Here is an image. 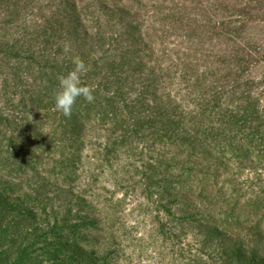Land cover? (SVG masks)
Wrapping results in <instances>:
<instances>
[{
  "label": "trees",
  "instance_id": "16d2710c",
  "mask_svg": "<svg viewBox=\"0 0 264 264\" xmlns=\"http://www.w3.org/2000/svg\"><path fill=\"white\" fill-rule=\"evenodd\" d=\"M37 1L0 0V264H264V0Z\"/></svg>",
  "mask_w": 264,
  "mask_h": 264
},
{
  "label": "rangeland",
  "instance_id": "374dc122",
  "mask_svg": "<svg viewBox=\"0 0 264 264\" xmlns=\"http://www.w3.org/2000/svg\"><path fill=\"white\" fill-rule=\"evenodd\" d=\"M39 1V0H38ZM37 1V2H38ZM53 1L54 0H42V1H40V3L41 4H46V3H53ZM147 2V3H150L149 4V6L151 5V1L152 0H130V7H132V11H131V13H122V15L123 16H125L126 17V21H128V19L129 20H131V21H133L132 23H135V24H143V25H147V24H150L151 23V14H148L147 12H145V9L142 7L143 6V2ZM39 3V2H38ZM32 7V6H31ZM34 9H36L35 7H33ZM54 8V7H53ZM141 8L142 9H144V11H142L141 12ZM34 11H36V10H34ZM48 11V10H47ZM134 11V12H133ZM139 12H141V13H139ZM22 14H25V15H27V17H28V24L29 25H31L32 24V29L35 27V19H37V17L39 18V16H38V13L36 12H31L30 10L28 11V12H26V9H24V8H22ZM139 14V15H138ZM135 15H138L137 17H133V16H135ZM190 15H192V13L190 14ZM190 15H188V16H190ZM37 16V17H36ZM159 16V15H158ZM23 15H21V18H20V20H19V22H21V20H23ZM191 17V16H190ZM155 18H156V16H155ZM159 20H163L164 19V16L161 14V16H159V18H158ZM157 19V20H158ZM24 21V20H23ZM81 22V20L78 22V23H80ZM172 23H174L173 22V20H171V19H166V20H163V23L162 24H164V25H161L159 22L157 23V24H155V26L157 27V29H159V28H163L164 29V27L165 28H169L170 27V25H172ZM256 23H257V25L260 27V28H262V27H264V25H259L258 24V22L256 21ZM22 24V22L20 23V25ZM82 24H83V22H82ZM93 24V23H92ZM92 24L88 21V23H87V28H88V30L89 31H91L92 32V29H95L97 26H92ZM129 24V23H128ZM127 24V25H128ZM131 24V23H130ZM127 25H125V26H127ZM105 26V24L103 25V27ZM124 26V27H125ZM84 29H85V27H84ZM17 32V31H16ZM155 32H153V30H151V32H150V34H151V39H153L154 41H156L158 44L157 45H159V43H160V37H161V35L159 34V36H157V35H155L154 34ZM137 37H140L141 36V34L139 33V34H135ZM149 39L150 38H148L147 39V41H149ZM176 37H174V39H168V41L167 42H169V43H167L168 45H170V47H171V41L173 40V41H176ZM132 40V39H131ZM130 40V41H131ZM167 45V46H168ZM141 46H143V45H141ZM201 47V46H200ZM26 48H29V50L30 51H34V47L33 46H27ZM166 63V62H165ZM0 69H2L1 67H0ZM12 95H10V97H11ZM25 96L27 97V98H29V95H27V94H25ZM19 98H20V96H17V102H18V100H19ZM3 105H6V102H4V101H2V99H1V101H0V107H3ZM36 109H38L37 108V104L35 105V106H33V111H37ZM41 111V110H40ZM44 111V110H43ZM42 111V112H43ZM89 125V124H88ZM91 126H93V125H90L89 127H91ZM89 130V129H88ZM90 132V131H89ZM102 131H100L99 133L101 134V136H106L107 135V132H102ZM13 134V133H12ZM99 134V135H100ZM6 135V134H5ZM10 134L8 133L7 134V136H9ZM86 135V139H89L88 137V135L89 134H85ZM88 141L89 140H86V144L88 145ZM88 148H90V146L88 145ZM85 149V153H90V151L91 150H89V149ZM248 174H249V172L246 170L245 171V173L243 174V175H240L242 178H244V177H247L248 176ZM106 185V183H103L102 184V186L103 185ZM100 185V184H99ZM108 185V184H107ZM108 187H111V185H108ZM122 195H123V193L122 192H118L117 193V197H121L122 198ZM130 207L132 206V205H129ZM130 217V216H129ZM133 217H135V216H133ZM102 219V218H101ZM101 225H102V223H101ZM140 231L142 232V231H144V227H143V225L141 226V229H140ZM159 244H160V240H159ZM159 244H157L158 246H159ZM129 250H130V248H126V252H128L129 253ZM152 250L151 249H149V254H150V252H151ZM131 256H133V258L134 259H137V261H138V258H139V256H135V255H131ZM152 256V255H151ZM142 258V257H141ZM143 259H145V260H148V263H146V264H155V262H157L158 260L157 259H147V257L145 256ZM123 260V259H122ZM137 264H142V262H140V263H138L137 262Z\"/></svg>",
  "mask_w": 264,
  "mask_h": 264
},
{
  "label": "clouds",
  "instance_id": "9594fccd",
  "mask_svg": "<svg viewBox=\"0 0 264 264\" xmlns=\"http://www.w3.org/2000/svg\"><path fill=\"white\" fill-rule=\"evenodd\" d=\"M70 46H65L64 51H70ZM74 68L59 79V90L55 94V109L65 116H71L77 98L83 97L87 102L94 101V87L82 84L81 77L88 71L84 60L75 55L71 57Z\"/></svg>",
  "mask_w": 264,
  "mask_h": 264
}]
</instances>
